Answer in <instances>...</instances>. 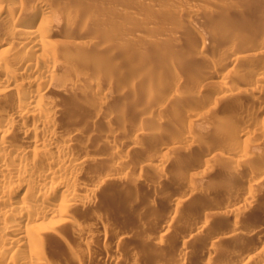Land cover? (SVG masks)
<instances>
[{
  "label": "bare ground",
  "instance_id": "6f19581e",
  "mask_svg": "<svg viewBox=\"0 0 264 264\" xmlns=\"http://www.w3.org/2000/svg\"><path fill=\"white\" fill-rule=\"evenodd\" d=\"M105 1L0 0V264H94L91 259L97 251L101 256L98 258L99 255H95L98 264L142 263L141 259L144 258L142 253L139 256L140 252H137L139 250H133L132 247L129 249L132 252L129 250V253L124 252V255H130L129 259H122L124 255L122 256L120 252L124 249L118 250L120 249L118 245L124 238L120 231L123 225L121 228L115 226L117 228L115 231L120 229L118 230L120 233L113 231L108 234L107 229H103L105 227L101 228L100 224L104 223H101V217L98 215L94 214L96 217L93 215L95 217L93 225L85 223L80 218L82 213L83 216L86 213L85 209L90 210L94 202L96 203L98 188L108 183L110 172L119 173L126 170L127 165L129 167L131 163L135 164L136 168L139 166V169L143 167L153 169L159 173L158 179L165 176L166 173L163 172L168 168V172L172 171L171 179L184 186L182 192L178 189L180 192L175 194L171 190L170 195H166L168 199L171 196L170 206L173 209L168 212L170 208L168 209L167 202L169 221L155 223L157 221L155 220L154 225L160 224L159 227L153 225L155 229L159 228L156 229L159 230V235L156 236L157 233L152 235V231L148 234L146 229L149 226H146V229L143 226L139 227L141 230L136 228L137 232L144 231L145 236L156 245L161 243L162 237L168 231L175 228L172 226L173 219L177 214H181V210L177 211V206L180 209V206L185 204L184 201L186 204L191 202L195 204L196 210L192 209L194 206L191 204L192 212L188 208L190 205H186L190 211L187 214L183 213V209L186 208L183 205L184 216L181 217L187 219L185 223L189 226L185 231L189 230L192 234L190 233L187 240L175 241L178 242L175 243L178 247L176 250L173 249L175 251L170 256V262L189 264L188 257L194 252L191 250L197 247L199 257L196 258L195 264H264V212L261 213L263 216L257 215L260 217L255 223L254 214L250 215L255 202L260 207L263 203L260 201L262 203L259 204L257 198L260 196L257 197L256 188L261 187L258 189L260 191L264 186V11L261 9L258 11L260 5L256 4L259 2L245 0L244 14L247 11L249 16H240L239 11V15L234 11H237L236 4L242 0H225L228 2L224 5H216L215 2L209 5L210 7L206 5L208 8L202 11L197 7V9L186 7V11L181 10L184 8L182 2L179 4L182 8L179 10L175 8L177 11H174L162 5L146 3L144 0H134L128 5L113 4L114 6ZM172 1L174 4L176 0H171L170 3ZM262 1L264 3V0ZM211 2L209 1L210 4ZM106 3L111 5L107 6ZM130 7L138 10L137 13L141 10V19L145 20L147 25L164 18H172L170 20L176 22L182 18L187 24L186 32L193 34L196 40L194 44L189 43L187 48L184 47L192 50L191 54L196 53L195 57L201 62L199 67L191 64L195 67V72L192 73L189 70V67H192L190 63L188 70L184 69L185 66L181 68L179 64L183 62L178 56L177 58L175 54L167 55L158 73L156 72L159 77L158 81L155 79L157 84L152 85L150 81L148 85L153 87L147 86L149 88L145 89L143 87L144 91H140L139 94L130 91L133 95L128 93L127 104L123 102L119 104L117 96L114 98L106 96L111 91H106L105 68H102V65L94 67L95 64L99 65L96 61L97 55L103 57L102 54H107L109 49L107 54L109 57L118 55L128 57L130 50L134 48L133 43L140 36L138 32L134 33L132 27L127 25L131 29L129 30L123 25L124 28L119 27V30L126 29L120 33L134 36L130 35V40L127 41L125 35H120L118 41L123 37L126 41L123 38L121 41L124 42H118L115 49L108 48L107 51L104 50L106 53L99 51L101 53L98 54L97 44L107 40L105 36L102 37L105 41L102 42L101 39L100 42L101 36L99 38L97 33L108 20L104 18L109 17L108 13L112 16L125 15V10ZM131 17L133 21L137 18ZM200 17L203 21L205 19L213 21L218 34L213 36L204 33L195 24ZM91 27L97 32L92 31ZM143 28L142 31H146ZM107 38L113 40L112 37ZM158 41L159 39L154 36L150 41H146V44L153 45ZM137 47L138 45L135 48ZM238 50L240 54L236 56ZM138 54L134 55L136 56L134 58L142 55ZM138 59L137 62H141L142 59L140 61ZM88 70L89 75L86 73ZM132 70L126 71L129 78L134 77L138 71ZM90 75L95 77L91 80ZM180 78L185 80L178 82ZM225 79L232 82L228 83ZM189 81H198L203 85L200 90L196 87V91H188L187 84L191 83ZM156 86H161L162 89L168 87L171 90L157 91ZM122 93L119 91L118 94ZM128 104L133 107L129 120L131 122L139 120L143 124L144 115L150 117L148 119L154 121L156 130H160L155 131V135L152 131L155 137L156 133L160 132L161 139L165 136L163 134L168 132L166 130H170L172 135L169 141L167 136L170 134L167 133L165 136L168 143L164 140L165 137L162 138L165 142L160 143L158 149L160 159L158 155H153L157 161L148 159L136 163V158L127 156L134 147L142 146L139 144L143 141L139 140L142 136H145L144 140L154 138L149 129H146L148 131L146 133L139 122L129 124L130 121L126 117L128 115L125 113ZM119 131L123 136L126 134L132 137L127 139L124 136L125 140L122 139V142L119 140L118 143L115 141L118 138L116 136L112 139L119 145H111L108 138L114 137V134L118 135ZM147 134L150 135L149 138H147L149 135L146 137ZM106 146L109 148L106 149L107 152ZM102 147L106 152L105 157H101L103 153L98 154L96 150L100 149L103 152ZM91 148H95L93 151L96 152H91ZM123 152L127 154L122 155ZM181 152L184 158L179 160L177 156L179 157L178 153ZM216 166L219 168L216 169ZM95 167L107 170L108 175H105L104 171L102 175L105 176H96L98 173ZM101 169L99 170L102 171ZM205 173L208 174L207 178L204 176ZM120 174H117V179ZM116 177H111V181L114 179L116 183L122 180L120 179L122 175L118 180ZM154 178L157 176L147 180V184L151 181L159 187L160 181ZM162 178L160 179H165ZM171 179L167 183L174 184L170 182L173 181ZM133 191L124 190L122 194L127 193L123 199L127 198L129 201L128 197L139 198L136 197L138 194L135 195V190ZM142 195L144 196V194L138 196ZM209 195L221 196L222 202L217 196L218 203L214 201L209 203L211 200L206 199ZM141 198L145 202L148 200ZM153 198L150 201L154 202ZM205 199L208 203L206 201L204 203ZM138 201L136 200V203ZM153 202H149L152 205L148 203L147 206L152 207L155 205ZM94 207L93 209L96 208ZM256 210L262 212L264 208ZM215 216L231 218L228 222L230 224L226 225L225 220L222 222L224 224H220L221 218L220 220L211 218ZM208 220L210 223L211 220H217L215 224L219 222V225L228 228L224 226L226 230L222 228L223 231L220 229L221 226L214 224L221 232H212L214 229ZM111 222L114 225L117 223L113 220ZM106 224L109 223L104 224L108 228ZM208 227L213 230L210 228L212 231H209ZM133 228L135 230V227ZM133 228L128 231L133 233ZM194 228L206 229L209 232L207 235L212 232V236L199 235L198 230ZM111 230L108 232H112ZM140 235L144 236L143 233ZM147 235H151L152 238ZM181 236L187 237L185 234ZM189 237L193 238L191 242L193 241V245L196 246L193 249L187 244ZM94 239H97L98 244L94 245ZM249 240L254 241L253 246L252 242L251 246L247 245ZM243 244L246 251L243 250L245 253L241 254L239 251L244 247ZM94 248L98 250L95 249L96 252L93 253ZM238 253L244 255L240 257ZM96 258L93 261L97 262ZM149 260L151 264L153 262L166 264L164 259L159 262L161 259L153 260L149 256Z\"/></svg>",
  "mask_w": 264,
  "mask_h": 264
},
{
  "label": "rangeland",
  "instance_id": "374dc122",
  "mask_svg": "<svg viewBox=\"0 0 264 264\" xmlns=\"http://www.w3.org/2000/svg\"><path fill=\"white\" fill-rule=\"evenodd\" d=\"M106 1H108V2H110V3H106L107 4V6L108 5H111V6H114V5H119V4H121V5H128L129 3H131V1H134V0H106ZM105 1V2H106ZM146 3H149V4H154V5H162V6H164L165 8L167 7L168 9H170V10H174V11H177V10H179V9H181L182 7L179 5L181 2V5L184 7L183 9H181V10H184L185 9V11H186V9L187 8H190V9H197L198 8V10H204V9H206V8H208V6L209 5H213V3L215 4V2H216V5H224L226 2H228V1H225V0H176V1H174V4H172L173 3V1L170 3V1L171 0H144ZM177 1H178V3H177ZM180 1V2H179ZM205 1H208L207 3H205ZM209 1L211 2V1H214V2H211V4L209 3ZM225 1V2H224ZM235 1H237V0H235ZM256 1V0H255ZM220 2H223V3H220ZM260 4H259V3ZM263 1L262 0H257V2L256 3H258V4H256L257 6H259L260 8L258 9V11H260V9L262 10V11H264V6L262 7L261 5H264V3H262ZM218 3H220V4H218ZM245 4V0H244V2H243V0L242 1H240V3H238V4H236V6H237V11H234V12H237V13H235V14H237V15H239L240 13H241V15L240 16H242V15H245V16H249V13H247V11H246V13L244 14V10H246L245 8H243L244 7V4ZM114 4V5H113ZM206 5H208L207 7H206ZM177 6H180V7H177ZM187 7V8H186ZM197 7V8H196ZM203 8V9H200V8ZM205 7V8H204ZM210 7V6H209ZM132 7H130V8H127V10H125L126 12H125V15L123 14H121L120 16H112L111 15V13H108V16L109 17H107V16H105L104 18H107L109 21H111V22H109L108 20L106 21V22H104V24L105 25H103V26H105V28L103 27V26H101V29L100 30H98L99 31V33H97L98 35L97 36H99V38H100V36H101V38L99 39V41L101 40L102 42H103V40L105 41V38H102V37H105L106 36V42H103V43H99V44H97L98 45V48H96V49H99L98 51H97V53L99 54V53H106V49H108V48H112V49H115V46H117L116 44L119 42L120 43V41L123 39L124 41H126L125 40V37H123L122 38V36H121V38L122 39H120V41H118L119 40V36L120 35H125L126 33H120V32H122L123 30L125 31V29L126 28H128L127 27V25L128 26H130V28L132 27L133 28V31H134V33H136V32H138L137 34H139L138 36H140V38L138 39V41H137V39H136V42L135 43H133V45H134V48H132L130 51H131V53L133 54V56H132V54L130 55H127L128 57H124V56H126V55H123V57H121V55H118V56H116V57H112L111 56V54H110V56L111 57H109L107 54L109 53L108 51H109V49H108V51H107V54H102L103 55V57H100V55H97V62H99V65L98 64H95V66L94 67H97V66H100V65H102L103 67L102 68H105V81H106V84H107V88H106V91H111V92H108L107 93V95L106 96H108V98H114V97H116L117 98V100H118V103L120 104L121 102H123L124 104H127V101H129V100H127L126 98H128V93H130V91H131V93H133V94H139L140 93V91H144V89H145V87H147V86H151V85H148V84H150L149 82L151 81V83H152V85L153 84H157L156 83V81H155V79L158 81V71H159V69H160V67H161V63L164 61V59L166 58V56L168 55H172L173 56V54H175L174 56H178L179 57V59H181L182 60V62H183V64H182V66H181V64H179V66L181 67V68H183V66H185V68L184 69H187L188 67H189V64L188 63H190V66H192L191 64L193 63V66H195V67H199V65H200V60H199V58L197 59L196 57H195V54L196 53H194V54H191V53H193L192 52V50H189V49H185V47L187 48L190 44L192 45V44H194L195 43V37H194V35L193 34H190V33H187L186 32V30H187V24L184 22V20L181 18V19H179V20H181V21H174V20H170V19H172V18H170V19H165L164 18V20L162 19H160V21L158 22V20H157V22H152V23H149L148 25L145 23V20H143V19H141L142 18V16H140V11H139V13H137L136 11H138V10H136L135 11V9H131ZM173 8V9H172ZM175 8L177 9V10H175ZM138 9V8H137ZM181 10H180V12H181ZM238 11L240 12L239 14H238ZM233 12V13H234ZM182 13V12H181ZM110 14V15H109ZM187 14V12H185V15ZM107 15V14H106ZM142 15V14H141ZM183 16H184V12H183V14H182ZM236 15V16H237ZM132 16V17H131ZM133 16L134 17H137V18H135V20L133 21L132 19H130V17L131 18H133ZM235 17V16H234ZM140 19L142 20V21H140ZM205 19V18H204ZM106 20V19H105ZM137 20V21H136ZM183 20V21H182ZM139 21V22H138ZM206 21V22H205ZM208 19H205L204 21H203V19L200 17L197 21H195V24L196 25H198V27H200L201 28V30H203V32L204 33H206L207 35L209 34V35H213V36H215V35H217L218 34V31H217V28L215 27L216 26V24L213 22V21H209ZM142 24H146V25H142ZM120 25V26H119ZM123 25H125L124 27H126L125 29H121V30H119V27L121 28H124L123 27ZM147 26V27H146ZM143 27H145V28H143ZM130 28H128L129 30H131ZM139 28H141V29H139ZM142 28H143V30H146V31H142ZM137 30V31H135V30ZM91 30H92V27H91ZM129 30H126V32H128ZM139 30H140V33H139ZM92 31H95V32H97V30H92ZM123 31V32H124ZM172 32V33H171ZM167 33V34H166ZM169 33V34H168ZM113 35V36H110V35ZM127 35H128V37H127ZM127 35H125L126 36V39H127V41L128 40H130L129 38L131 37V36H134V35H132V34H129V33H127ZM131 35V36H130ZM219 35H220V33H219ZM137 36V35H136ZM135 36V37H136ZM137 36V37H138ZM154 36H156V38H158L159 39V41H158V43L157 44H146V41L148 42V41H150L151 40V38H153ZM168 36H170V37H172V38H170V39H172V40H170L169 38H167ZM107 37H112V41H110L109 39H111V38H107ZM116 37H118V38H116ZM134 37V38H135ZM141 37L143 38H146L145 40H143V39H141ZM115 38V39H114ZM133 38V39H134ZM148 38V39H147ZM133 39H131L132 40V42H133ZM110 42H109V41ZM100 41V42H101ZM124 41H121V42H124ZM141 41L143 42V43H141ZM108 42V43H107ZM139 42V43H138ZM145 42V43H144ZM188 43V44H187ZM190 43V44H189ZM138 45V47L137 48H135L136 46ZM187 45V46H186ZM185 46V47H184ZM135 49V50H134ZM184 49V50H183ZM104 50H106L105 52H104ZM132 50H133V52H132ZM183 50V51H182ZM187 52H186V51ZM99 51H101V52H99ZM136 52V53H135ZM141 53L142 55L141 56H143L142 58H141V56L140 57H138V58H134V57H136V56H134V55H136V54H138V53ZM169 53H172V54H169ZM238 54H240V50H238L237 51V53H236V56L238 55ZM139 55V54H138ZM105 56V57H104ZM107 56V57H106ZM131 56V57H130ZM177 57V58H178ZM143 60H141V59ZM144 58V59H143ZM137 59L140 61L141 60V62H137ZM178 59V60H179ZM188 61H187V60ZM135 60V61H134ZM187 61V62H184V61ZM95 62V61H94ZM96 62V63H97ZM143 62V64H141ZM197 62V63H196ZM106 63V64H105ZM137 63V64H136ZM186 63V64H185ZM196 63V64H195ZM94 64V63H93ZM188 64V65H187ZM189 67V70H190V72H192V73H194L195 72V67ZM201 66H203V64L201 63ZM200 66V67H201ZM137 68V69H136ZM133 69V70H132ZM135 69V70H134ZM141 69V70H140ZM129 70H132V71H136V70H138L135 74H134V77H132V78H129L128 76H126V71H129ZM188 70V69H187ZM223 72L225 71V69H223L222 70ZM157 72V73H156ZM86 73L89 75L90 74V70H88V71H86ZM124 75V76H123ZM155 75H157V76H155ZM90 77H91V80L95 77L94 75L92 76V75H90ZM150 77H152L151 79H150ZM145 79H147V80H145ZM181 79V80H180ZM179 80H178V82H181V81H183V80H185V79H182V78H180ZM149 80V81H148ZM155 82H154V81ZM141 81V82H140ZM148 82V83H146V82ZM153 81V82H152ZM225 81H227L228 83H230V82H232V80H230V79H225ZM145 82V83H144ZM189 82H191V81H189ZM145 85V86H144ZM188 85V91H196L197 89H196V87L198 88V90H200L201 89V87H202V85H203V83H201V82H198V81H195V82H191L190 83V85L189 84H187ZM199 86V87H198ZM132 87H135V88H132ZM143 87H144V89H143ZM151 87H153V86H151ZM156 87H158V86H156ZM156 87H155V90H157V91H159V90H163V91H166L167 89H169L167 86V88H165V89H162L161 88V86L160 87H158L157 89H156ZM147 88H149V87H147ZM200 88V89H199ZM142 89V90H141ZM154 89H153V91H155ZM169 90H171V89H169ZM105 91V90H104ZM119 91H120V93H122V92H125V93H122V95L121 94H118L119 93ZM137 91V93H134V92H136ZM130 93V95H133V94H131ZM123 94L126 96H123ZM119 96V97H118ZM121 96H123V97H121ZM129 99H130V96H129ZM120 101V102H119ZM126 101V102H125ZM128 105H131V104H128ZM127 105V110H126V114L128 115V116H126L127 118H128V120L129 119H131L129 116L131 115V112L133 111L132 110V105H131V107L130 106H128ZM128 112H130V113H128ZM144 118L146 119H143L144 120V122L142 121V123L143 124H141L140 123V121L139 120H132V122H131V120H129L130 121V123L129 124H133V122H135L134 124H136V122L138 123H140V125L141 126H143V128H144V130H145V132L148 130L149 132H151V134H152V131H154L153 133H154V135H155V131L156 132H158V131H160V130H156V125H155V123H153L154 121H151L152 119H148V118H150V117H145V115H144ZM149 120V121H148ZM147 122H149V123H147ZM145 125V126H144ZM127 126V125H126ZM129 126V125H128ZM152 126V127H151ZM154 128V129H153ZM147 129V130H146ZM152 129V130H151ZM148 131L146 132V133H148ZM166 131H168V132H166V134H163V135H165V136H167L168 134H170V135H168L167 137H168V141H169V139L171 138V133H170V130H166ZM161 132H163V130H161ZM145 133V134H146ZM168 133V134H167ZM118 135H115L114 134V137L113 136H111V137H109L108 139L110 140V142L112 143H110L111 145H117L118 143H119V140H121V142H122V139H124L125 140V138H124V136L128 139V138H131L132 136L131 135H124L123 136V134H121V131H119V133H117ZM150 134V133H149ZM149 134H147L146 135V137L149 135ZM158 134V135H157ZM159 134H161L160 132L159 133H156V137L152 134V136L154 137V138H150V139H147V140H144L145 139V136H142L139 140L141 141V140H143V141H139L140 143L139 144H142V146L140 145V147H138V148H136V147H134L135 149H136V151H135V149L133 148L132 149V151H130V152H128V154H127V152H123V154L122 155H126L127 154V156H131L133 159L134 158H136V160H135V162L137 163L138 161L139 162H145V161H147L148 159H150V161L152 160V161H157L158 159H160V153H159V146H161V144L160 143H163V142H165V141H167V138L165 137V136H163V135H161V137L163 136V137H165V141L163 140L162 141V138L160 139V135ZM116 136L118 137V138H116ZM121 136H123V137H121ZM130 136V137H129ZM151 136V137H152ZM120 137V138H119ZM150 137V135L147 137V138H149ZM159 137V138H158ZM112 138H116L115 139V141L116 142H118V143H116ZM156 138H158V139H160V140H156ZM153 139H155V140H153ZM123 140V141H124ZM152 140V141H151ZM113 141V142H112ZM160 141V142H159ZM168 141L166 142V143H168ZM146 142V143H145ZM158 142V143H157ZM210 142V141H209ZM209 142H207L208 144H209ZM248 142V141H247ZM114 143V144H113ZM116 143V144H115ZM211 144H213L212 142H210ZM139 144H138V146H139ZM165 144V143H164ZM164 144H162V145H164ZM119 145V144H118ZM145 147V148H144ZM104 147H102L101 148V150L103 151V152H101L100 151V149H96L97 150V152H98V154H102L103 153V155H100L101 157H105L104 156V154L106 155V152H107V146H106V148H105V150H106V152H105V150L103 149ZM142 150H141V149ZM92 149V151L91 152H93V153H95L96 152V150H94L93 151V149H95V148H91ZM90 149V150H91ZM109 149V148H108ZM140 149V150H139ZM100 152H99V151ZM139 150V151H138ZM109 151L110 150H108V153H109ZM136 152H138V153H136ZM150 153H152V154H150ZM145 154H147L148 156H146ZM150 154V155H149ZM184 154V153H183ZM108 155V154H107ZM156 156V155H158L157 157H158V159L156 158V157H154V156ZM178 155H179V157L177 156V159H179V160H182L183 158H184V156L182 155V152L181 153H178ZM134 156V157H133ZM152 156L154 157L153 159H151L152 158ZM138 157H139V160H137L138 159ZM131 158V159H132ZM182 158V159H181ZM155 159H157V160H155ZM129 161V160H128ZM138 162V163H139ZM217 162V161H216ZM216 162H212L213 164H217ZM133 163H131V165L128 167V165H127V169L126 170H122L121 172L119 171V173L117 172L116 174L113 172V174H112V172H110V180L109 181H111V177L112 178H114V177H116L117 176V174H120V175H122V177H120V179H122V180H118L119 179V176L120 175H118V179H117V177H116V179L119 181V182H117L116 181V183L112 180L111 182H109L108 181V183L106 182L105 183V185L104 186H100V187H104V188H98V198H100V200H101V202H100V200H98V198L96 197V203L94 202V204L92 205L93 207L95 206V205H97V203L99 202V205H97V207L95 208V209H93V207L89 210V209H85V211L84 212H86L87 213V211H88V214L90 215H87L86 213H84V216H83V213L80 215V218H82V220H84V222L85 223H87V224H90L91 223V225H93L92 224V222L94 221V219H95V215H98V217H101V223H109V224H106L107 226H108V228L112 231V232H108V231H110L108 228H106V226L104 225V224H100V226H102L101 228H103V227H105V228H103V229H107L106 231H107V233L109 234H111V233H113V231L115 232V233H120V231H121V233L122 234H124L123 236H124V238L119 242V245L120 244H122V242H123V240H125L127 237V241L125 240L124 241V243L122 244V245H118V248H120V249H118V250H120V251H122L123 249H124V251H122V252H120L121 253V255L123 256L124 255V252H127V253H129V252H132V251H130L132 248H133V250H139V251H137V252H140V253H138L139 254V256H140V254L142 253V257H144V258H142L143 259V261H142V259H141V262L143 263V264H151L149 261V256H150V258L151 259H153L154 260V258H157V259H161V260H159V262L161 261L162 262V260L163 261H165L166 262V264H173L172 262H170L171 260H170V256H171V254H173V252L176 250L175 248H177L178 247V242H180L181 240H187L188 239V236L189 235H191L192 234V232H190L189 233V230L186 232L185 231V229H188V228H186L188 225H187V223H185L186 221H187V219L185 218V219H183V217H181V216H184L183 215V213H185V214H187V213H189L190 211L189 210H191V204H193L192 206H194V207H192V209H194L195 208V204L194 203H192L189 199V201L191 202V204H186V202L184 201V203L185 204H183V205H190L189 207L188 206H186V208L185 209H183L185 206H183V205H181V204H179V205H181L180 206V209L178 208L179 206H177V211H179V210H181V214L179 213V214H177V216L173 219V224H172V226L174 225L175 226V228L173 227V229H174V231H173V229H172V231H168L167 233H168V235H167V233H166V235H164V237H162V241H161V243L159 244V245H156L155 243H153V240L151 241V239H148L145 235V233H144V231L143 232H141L140 230H141V228H142V226L143 227H145V229L147 228L146 226H149L147 229H146V231H147V233L148 232H151L152 233V235L155 233H157L156 234V236L157 235H159L160 234V232H159V230H156V229H159V228H154L153 227V225H154V222H155V220H157L155 223H160L159 221H161V222H165V221H169V218H170V216H168L169 214H168V212H170V210L171 209H173L171 206H170V198H171V196H169V199H168V196L166 197V195H170V193H171V190H172V193H173V191H174V193L176 192H180V191H178V189L179 190H181V192L184 190V186L182 187L181 185H179L180 183L177 181V180H175V179H171V178H173V177H171L172 176V171H170V172H168V168H166L165 170L166 171H164L163 173H166V174H164L165 176H161L160 178H165L164 180H167L168 178V180L167 181H164V180H161L160 178L158 179V176L159 175H157V174H159V173H157V172H155V171H153V169H148V168H144L143 167V169L142 168H140L139 169V166H137V168H136V165L135 164H133ZM210 165V164H209ZM134 166V167H133ZM102 167V169L104 168L103 166H101ZM101 167H98L99 169H101ZM214 167V166H213ZM212 167V168H213ZM96 168V167H95ZM98 168H96L95 170H96V172L99 174H101V175H96V172H95V175L96 176H100V177H103V176H105V175H108L107 174V170H105L104 169V171L106 172V174L105 175H102L103 173H105L102 169V171H100ZM217 168H219V166H216V169ZM130 169V170H129ZM148 169V170H147ZM213 170H215V168H213ZM100 171V172H99ZM124 171V173H122ZM125 171H126V174H125ZM216 171V170H215ZM153 172V173H152ZM154 172L156 173V175L154 174ZM109 173V172H108ZM123 174H125V175H123ZM154 174V176H152ZM207 173H205V178H207L208 177V174L206 175ZM115 175V176H114ZM155 176H157V178H154V180H156V179H158L161 183H162V181H163V183H162V185H159L160 184V182H159V184H158V186L159 187H157V186H155V184L154 183H152L151 181H149L150 183H148L147 184V180H152L153 179V177H155ZM162 178V179H163ZM115 179V180H116ZM173 180V181H170V182H174V184H171V183H167V182H169V180ZM153 180V181H154ZM175 180V181H174ZM113 182V183H112ZM164 182H166V183H164ZM176 182H178V187H177V183ZM153 184V185H152ZM168 184H171V185H168ZM204 184V183H203ZM264 184V183H263ZM107 185V186H106ZM174 185H176V186H174ZM262 185V184H261ZM170 188H168V187ZM172 186V187H171ZM173 186L176 188H173ZM181 186V187H180ZM154 187H156V188H154ZM163 187V188H162ZM236 187H237V185H236ZM167 188V189H166ZM182 188H183V190H182ZM259 188H261V187H259ZM258 188V189H259ZM164 189H165V192H169V193H165L164 192ZM174 189V190H173ZM258 189L256 188V190H254V191H256V195H257V197L258 196H260L259 198H257L258 200H259V204H261L262 202V205H261V207L255 202V204L253 205V209H252V212H251V214L250 215H252V214H254V216H253V218L255 219L253 222L255 223V221H256V219L258 220V218L260 217V216H263V212H264V210H262V212H258L256 209H259L260 210V208L262 209V208H264V186L262 187V190H260V191H258ZM99 190H102L101 192L99 191ZM124 190L125 191H128V192H131V191H133V190H135V195H141V194H144V196H150L151 198H153V197H155L156 198V200H155V198H153V200H154V202H155V205H153L152 207L151 206H147V205H152V203H149V202H153V201H150L151 200V198L150 197H147L148 198V200H147V198L146 197H144L143 195L142 196H136V197H139V198H135L138 202L136 203V200L135 199H133L132 197H128V199H129V201L127 200V198L124 200L123 199V197H126V194L125 193H127V192H125L124 194H122L123 192H124ZM130 190V191H129ZM156 190V191H155ZM175 190H177V191H175ZM136 191H138V193H136ZM163 191V192H162ZM155 192V193H154ZM133 193H134V191H133ZM146 193V194H145ZM147 193H148V195H147ZM152 195H150V194ZM161 195V196H159V194ZM175 193V194H176ZM158 194V195H157ZM124 195V196H123ZM172 195V194H171ZM211 195H209L206 199L207 200H211V201H208L209 203L211 202H217L218 203V198L220 199V197L221 196H219V195H217L218 196V198H217V196L216 195H212L211 197H210ZM214 196H216V199H215V197ZM122 197V198H121ZM141 197H143V198H145L147 201H148V203H147V201L145 202V201H142L143 199L141 198ZM164 197V198H163ZM212 198V199H210V198ZM150 198V199H149ZM161 198H163V199H161ZM222 198V197H221ZM142 199V200H141ZM144 199V200H145ZM157 199H159V200H157ZM164 199H165V201H164ZM169 200V201H167V200ZM200 199V198H199ZM204 200V203H205V201H206V203H208L207 202V200ZM127 200V201H126ZM130 200H134V202H132V201H130ZM215 200H217V201H215ZM187 201V200H186ZM189 201H187V203H190ZM201 201V200H200ZM199 201V202H200ZM220 201L222 202V199H220ZM219 201V202H220ZM260 201H262V202H260ZM153 202V203H154ZM166 202V203H165ZM167 202H168V209L166 208L167 207ZM198 202V201H197ZM196 202V203H197ZM203 202V200L201 201V203ZM131 203V204H130ZM147 203V204H146ZM183 203V202H182ZM130 204V205H129ZM199 204V203H198ZM257 204V205H256ZM197 205V204H196ZM258 207V208H256V206ZM131 206V207H130ZM145 206V207H144ZM147 206V207H146ZM155 206V207H154ZM170 206V207H169ZM263 206V207H262ZM187 207L189 208V210H187ZM255 207V208H254ZM182 209L184 210L183 211V213H182ZM167 210H168V212H167ZM186 210V211H185ZM194 210H196V209H194ZM255 210V211H254ZM91 211V212H90ZM189 211V212H188ZM193 210H191V212H192ZM254 212V213H253ZM166 213H167V216H166ZM255 213H256V215H255ZM258 213H260V214H258ZM261 213H263V214H261ZM95 214V215H94ZM95 217H94V216ZM180 215V216H179ZM257 215H260V216H257ZM81 216H83L84 217V219H83V217H81ZM219 216V215H218ZM257 216V217H256ZM87 217V219H85ZM223 216H221V217H218L217 218V216H215V218L214 217H211V218H213V219H217V220H220V218H221V222H220V224H224V223H222L224 220V222H225V224L226 225H229L230 223H228V222H230L231 221V218H222ZM208 218H210V217H208ZM113 220L114 222L116 221L117 223H121L120 225L121 226H119V224L117 225V223L114 225V223L113 222H111V220ZM86 220H87V222H86ZM210 220V219H209ZM209 220H208V223H210L209 222ZM217 220H215V221H212L211 220V222L212 223H210V226L215 230H213L211 227H208L210 230L209 231H212V232H217L218 230H223L222 228H224V226L223 225H219V222L217 223V224H215L214 222H216ZM119 221V222H118ZM197 221V220H196ZM124 222V223H123ZM188 222H190V221H188ZM114 225H112V224ZM162 224V223H161ZM214 224L215 225H219V227H220V229H219V227L218 226H214ZM104 225V226H103ZM111 225V226H110ZM122 225H123V227H124V229H123V227H122ZM160 225V224H159ZM159 225H157L156 226V224L154 225V226H156V227H159ZM213 225V226H212ZM115 226H117V228L118 227H122L121 228V230L120 229H118V230H120V231H118L117 230V232L115 231L117 228L115 227ZM223 226V227H222ZM112 227V228H111ZM115 227V228H114ZM133 227H135V230H134V228H133V233H131L130 231L132 230V228ZM139 228V227H141V228H139L140 230H139V232H137V229L136 228ZM151 227V228H150ZM153 227V228H152ZM189 227V226H188ZM218 227V228H217ZM226 227V226H225ZM226 228H228V226L226 227ZM144 229V228H143ZM150 229V231H148ZM152 229V230H151ZM184 229V230H183ZM218 229V230H217ZM122 230H126V231H122ZM128 230H130V231H128ZM154 230H156L155 232H153ZM194 230H198V234L199 235H205V236H208L207 235V233H209L208 232V230H199L198 228H194ZM224 230H226L225 228H224ZM223 230V231H224ZM158 231V232H157ZM185 231V232H184ZM135 232V233H134ZM143 233L144 234V236H142V235H140L141 233ZM182 232H184V233H182ZM212 232L210 233V235L209 236H212ZM218 232H221V231H218ZM130 233V236H128V234ZM150 233V234H151ZM170 233V234H169ZM186 233H188V234H186ZM139 234V235H138ZM149 234V233H148ZM154 234V235H155ZM184 235L185 234V236H187L186 238L184 237V236H181V235ZM133 236V237H132ZM148 236V235H147ZM151 235H149L148 237H150ZM178 237H180L179 239H178ZM150 238H152V236L150 237ZM190 238V240H188V242H187V244L188 245H190V247L192 246V248L191 249H193V248H195L196 246H194L193 245V241L191 242V238L192 237H189ZM176 240H178V242H175ZM192 240H193V238H192ZM96 241V242H95ZM94 245H95V243H97V239L95 240L94 239ZM190 242H191V244H190ZM250 242H252V246H253V240H249V242H247V245L249 246H251V244H250ZM175 243H177L176 245H175ZM249 243V244H248ZM98 244V243H97ZM125 244V245H124ZM134 245H136V247L134 248ZM244 245V247H242V248H240V253L242 254V253H245V251H246V249H244L245 248V244H243ZM246 245V247H248ZM194 246V247H193ZM221 246H223V245H221ZM220 246V247H221ZM132 247V248H131ZM190 247L188 248V256L190 255V253H189V250H190ZM93 248V247H92ZM96 248H97V246H96ZM96 248H94V250L96 249ZM222 248V247H221ZM224 248V247H223ZM130 249V250H129ZM173 249H175V250H173ZM241 249H242V252H241ZM96 250H98V249H96ZM96 250L95 251H93V253L94 252H96ZM128 250H129V252H128ZM196 250V251H195ZM243 250H245V251H243ZM191 251H194V252H191V255L188 257V258H190V263L189 264H195L196 262V258H198L199 257V255H198V248L196 247V249H193V250H191ZM172 252V253H171ZM240 253H238V255H240ZM131 254V253H130ZM93 255V254H92ZM95 255H99L98 256V258L99 257H101L100 256V254H99V252L97 251V253H94V256ZM244 255V254H243ZM243 255H240V257H242ZM93 256V257H94ZM121 256V257H122ZM125 256V257H124ZM123 256V260H124V258H127V260L129 259L128 257L130 256V255H128V256H126V254ZM153 256V257H152ZM168 256V257H167ZM92 257V259H91V261H92V263H94V264H98V258H96L97 256H95L94 258H96V260H97V262L96 261H93V260H95L94 258ZM145 257H147L148 259H146ZM165 258H169V260H167V259H165ZM187 258V261L189 260ZM126 260V259H125ZM144 260H146V261H148V262H145ZM153 260H151V262H153ZM156 260V259H155ZM158 261V260H157ZM186 261V260H185ZM184 261V262H185ZM186 261V262H187ZM96 262V263H95ZM168 262V263H167ZM189 262V261H188ZM142 263H140V264H142ZM152 264H154V262L152 263ZM187 264V263H186Z\"/></svg>",
  "mask_w": 264,
  "mask_h": 264
}]
</instances>
